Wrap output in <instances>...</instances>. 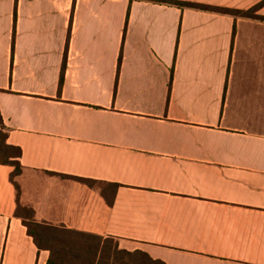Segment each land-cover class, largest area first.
Listing matches in <instances>:
<instances>
[{
  "label": "crops",
  "instance_id": "crops-1",
  "mask_svg": "<svg viewBox=\"0 0 264 264\" xmlns=\"http://www.w3.org/2000/svg\"><path fill=\"white\" fill-rule=\"evenodd\" d=\"M0 111L37 221L166 264H264V20L145 0H0ZM12 169L0 163V264H48L17 213ZM61 174L120 186L110 204Z\"/></svg>",
  "mask_w": 264,
  "mask_h": 264
},
{
  "label": "trees",
  "instance_id": "trees-1",
  "mask_svg": "<svg viewBox=\"0 0 264 264\" xmlns=\"http://www.w3.org/2000/svg\"><path fill=\"white\" fill-rule=\"evenodd\" d=\"M145 1L177 5L181 8H195L230 14L236 18L246 17L264 20V15L257 13L264 5V0L248 9L187 0ZM8 134L9 129L0 111V163L10 165L13 168L10 177L18 192L17 213L22 218L23 224L27 227V232L32 236L38 250H49L48 264H166L163 260L152 257L148 252L142 249L129 250L120 247L118 238L114 236H103L69 228L65 225H55L48 222L37 221L34 218V210L20 203L19 196L21 189L16 177L23 171V165L21 163L22 149L20 146L8 142ZM61 175L77 179L89 186H100L110 204L113 203V200L108 195V192L114 194L120 186L119 183L115 182L73 175ZM102 186H107V189Z\"/></svg>",
  "mask_w": 264,
  "mask_h": 264
},
{
  "label": "rangeland",
  "instance_id": "rangeland-1",
  "mask_svg": "<svg viewBox=\"0 0 264 264\" xmlns=\"http://www.w3.org/2000/svg\"><path fill=\"white\" fill-rule=\"evenodd\" d=\"M103 188L107 189V186H102Z\"/></svg>",
  "mask_w": 264,
  "mask_h": 264
}]
</instances>
